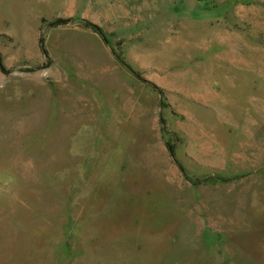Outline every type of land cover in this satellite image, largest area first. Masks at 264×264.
I'll return each mask as SVG.
<instances>
[{
	"label": "rangeland",
	"instance_id": "1",
	"mask_svg": "<svg viewBox=\"0 0 264 264\" xmlns=\"http://www.w3.org/2000/svg\"><path fill=\"white\" fill-rule=\"evenodd\" d=\"M0 53V264H264V0H0Z\"/></svg>",
	"mask_w": 264,
	"mask_h": 264
},
{
	"label": "trees",
	"instance_id": "2",
	"mask_svg": "<svg viewBox=\"0 0 264 264\" xmlns=\"http://www.w3.org/2000/svg\"><path fill=\"white\" fill-rule=\"evenodd\" d=\"M86 24H87V26L93 28V29L96 30L97 32H100V28H99V27H97V26H95V25H93V24H91V23H86ZM41 47H42L44 53H46V50L44 49L43 42H41ZM0 68H1V70H5V65H4V63H3V59H2V55H1V53H0ZM162 124H164V120H162ZM165 130H166V129L162 126V131L165 132ZM167 148H168V152H169L170 156L173 158V160L176 162V164H178L179 167H180V169L183 171V167H182V166L177 162V160H176V152H175V147H174V145L168 143V144H167Z\"/></svg>",
	"mask_w": 264,
	"mask_h": 264
}]
</instances>
